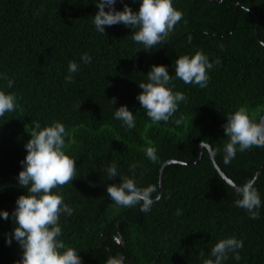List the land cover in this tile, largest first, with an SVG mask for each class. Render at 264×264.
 Wrapping results in <instances>:
<instances>
[{"label":"trees","instance_id":"trees-1","mask_svg":"<svg viewBox=\"0 0 264 264\" xmlns=\"http://www.w3.org/2000/svg\"><path fill=\"white\" fill-rule=\"evenodd\" d=\"M239 3L250 11L240 10L237 0H173L184 19L165 44L145 51L132 40L135 30L123 24L105 27V35L96 31L92 0H0V91L18 97L16 111L0 118V211L9 213V220L0 218V264H16L23 254L15 240L8 246L5 239L16 227L15 201L27 194L17 177L33 121L42 128L58 121L68 132L66 154L77 158V178L53 191L74 209L72 216H60V239L79 251L83 264H105L118 252L127 264H203L216 242L233 236L243 241L241 258L230 255L224 264H264V166L253 179L262 201L255 220L234 206L240 196L214 168L243 185L264 161V147L238 151L228 164L223 159L227 115L247 106L259 121L264 110V0ZM124 4L133 11L140 6L139 0H117L116 10ZM197 50L209 62L221 61L208 71L205 88L175 76V60ZM85 53L91 63L82 62ZM70 61L79 71L66 83ZM158 65L167 67L173 91L188 99L168 123L153 124L136 97L142 92L138 84L147 83V73ZM4 74L14 81L12 88ZM120 106L133 113L135 128L114 118ZM181 116L185 120L177 126ZM201 141L211 145L210 152L218 150L215 156L202 147L195 164L162 165L195 160ZM149 146L157 149V163L146 157ZM113 162L121 175H131L129 166L138 164L140 187L158 186L159 180L163 198L151 211L114 204L106 188L120 177L107 180L103 172Z\"/></svg>","mask_w":264,"mask_h":264},{"label":"clouds","instance_id":"clouds-1","mask_svg":"<svg viewBox=\"0 0 264 264\" xmlns=\"http://www.w3.org/2000/svg\"><path fill=\"white\" fill-rule=\"evenodd\" d=\"M92 2L98 9L93 17L96 31L105 35V27L123 24L126 28L135 30L132 40L142 44L145 51H151L158 45L165 44L175 26L184 19V13L174 8L173 0H139L138 11H133L127 4H124L122 11L116 10L117 0H92ZM120 2L123 3V0ZM237 7L244 13L250 11V8L239 3V0ZM260 43L264 46V42ZM91 59L87 53L81 57L84 64L91 63ZM220 63L219 58L209 62V58L202 50H197L192 56L182 55L175 60V76L186 85L194 84L205 88L210 80L208 71ZM78 71L79 65L75 61H70L69 75L65 77V82L72 83L71 74ZM2 78L7 81V88L13 87L14 81L6 74ZM147 80V83L138 84L142 92L136 99L153 124L168 123L177 112L179 104L186 103L188 98L182 92L173 91L172 76L169 75L166 66H152L147 73ZM17 101L18 97L15 93L0 91V118L6 113L16 111ZM110 102L112 105L115 104V97ZM75 107L78 109L79 103ZM113 116L122 121L127 129L136 127L135 116L127 106H120L114 111ZM226 118L227 122L222 125L224 134L228 138V142L223 147L225 164L235 159L238 151L242 153L253 147H264V118L257 121L250 115L247 106L238 107ZM184 120L185 117L181 116L174 123L180 126ZM32 124L30 139L24 145L27 155L20 162L23 170L17 177L18 185L25 188L27 194L20 195L15 201L16 207L11 218L16 227L10 234H6L5 243L10 246L15 240L22 249V257L16 264H83L82 258L78 255L79 251L67 246L60 239L62 235L60 216H72L74 209L64 203L62 194L53 191L77 178V158L66 154L68 132L58 121H52L49 126L43 128L38 121H33ZM200 147L210 149L211 145L201 141ZM216 151L218 150H212L211 155L215 156ZM145 154L150 162H158L156 147H147ZM138 166V164L129 166L131 175H121L115 162L107 165L103 169L106 179L112 180L119 176L121 182L107 185L106 191L115 205L125 208L139 206L138 210L141 213H147L154 204L161 201L163 195L155 184L138 186L135 177ZM227 183L240 196V199L234 202V206L244 209L249 214V219H259L258 210L262 206V201L254 186V180H248L242 186H236L232 180H228ZM176 214L182 213L178 209ZM0 218L9 220V213L0 211ZM116 243L119 244L120 241L117 239ZM242 247L243 241L234 236L220 239L211 248L210 257L203 259V264H224L230 255L239 261L241 258L239 250ZM200 255L204 257L203 252ZM105 264H127V261L125 255L118 252L114 256H109Z\"/></svg>","mask_w":264,"mask_h":264},{"label":"water","instance_id":"water-1","mask_svg":"<svg viewBox=\"0 0 264 264\" xmlns=\"http://www.w3.org/2000/svg\"><path fill=\"white\" fill-rule=\"evenodd\" d=\"M211 4H218L219 2H220V0H208ZM260 118H264V110H263V113H262V115L260 116ZM260 118H259V120H260ZM201 149H202V147H200V145L198 146V156L196 157V159L195 160H193V161H190V162H178V161H167L166 163H163L162 165H165V164H167V163H169V162H172V163H178V164H183V165H188V164H195V163H197L198 162V160L200 159V157H201ZM207 150H208V153H209V155H211V152H210V150L208 149V148H206ZM211 158V157H210ZM211 162L212 163H214L213 162V160L211 159ZM263 166H264V161L260 164V166L257 168V170L255 171V174L253 175V177H252V179L251 180H253L254 179V177L258 174V172L261 170V168H263ZM214 168L216 169V171H217V173H218V175L220 176V178L221 179H223L224 180V182L228 185V183H227V181L229 180V179H227L220 171H219V169L214 165ZM161 173V170H159V174ZM236 185V184H235ZM158 191H160V182H159V180H158ZM229 186V185H228ZM236 186H242V185H236ZM236 194H237V192L235 191V189L233 188V187H231V186H229Z\"/></svg>","mask_w":264,"mask_h":264}]
</instances>
